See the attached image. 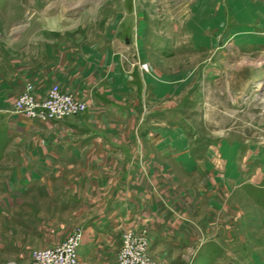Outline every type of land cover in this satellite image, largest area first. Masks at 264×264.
<instances>
[{
    "label": "rangeland",
    "instance_id": "1",
    "mask_svg": "<svg viewBox=\"0 0 264 264\" xmlns=\"http://www.w3.org/2000/svg\"><path fill=\"white\" fill-rule=\"evenodd\" d=\"M56 38L93 55L103 40L111 67L93 68V79L106 70L105 87L127 83L126 93L136 99L128 107L130 141L170 138L158 130L175 126L174 151L194 159L191 175L178 174L188 219L159 236L140 231L150 257L164 264H264V113L235 109L239 122L251 118L239 128L246 141L223 147L201 141L200 115L207 85L221 87L219 100L231 98L232 108L240 103L264 111V0H0V264H29L33 248L56 244L58 234L78 228H64L71 212L48 210L56 196L47 189L31 194L26 163L39 155L90 154L95 149L75 146L97 137L73 117L39 120L13 111L20 86L6 77L15 53L22 60L55 49ZM207 125L223 131L217 120ZM166 150L145 144L134 152Z\"/></svg>",
    "mask_w": 264,
    "mask_h": 264
},
{
    "label": "crops",
    "instance_id": "2",
    "mask_svg": "<svg viewBox=\"0 0 264 264\" xmlns=\"http://www.w3.org/2000/svg\"><path fill=\"white\" fill-rule=\"evenodd\" d=\"M51 42L56 43L55 49L44 48L34 56L25 55L22 60H17L15 53L14 58L12 57L15 63L9 66L10 71L6 73V77L16 81L18 79L20 87L17 89V85L15 86L16 95L23 86L21 81L29 79L35 84L36 93L41 96L49 85L48 79H51L61 89L83 100L85 109L68 118L73 117L71 121H79L87 126L90 133L97 138L79 141L78 144H84L76 145L75 148H93L95 151H90V154L82 151L83 155L72 156H36L26 163L25 179L27 185H30L28 188L31 194L40 193L43 196L47 189L50 196H56L53 208L48 210L60 212L62 215L72 213L70 223L64 228L66 231L74 226L81 229L77 248L78 264H113L114 251L119 244L122 230L142 232L145 229L150 236H159L172 227L174 221L184 222L188 219L186 186L183 187L185 184L180 182L178 174L185 172L191 175L194 159L191 156H178L174 151L177 141L175 136L171 137L176 134L175 126L172 129L168 126L158 130L162 134L172 133L170 138L130 141L132 130L127 124L132 116L128 107L136 99H130L126 93L127 83L118 88L105 87V80H108L105 76L106 70L102 71L99 79H93L96 76L93 68L111 67L106 59L108 49L105 51L103 40L101 53L94 55L87 47L65 43L59 38ZM99 57L100 65L97 63ZM221 90L219 86L210 85H207L206 91L202 88L204 99L201 102L200 115L201 141L217 140L223 147L228 145L227 142L234 145L238 140L246 141L239 128L250 123L251 118L247 115L248 121H243L242 118L239 122L238 119L242 116L235 109L240 111L247 108L249 115L253 112L263 115L264 111L242 106L240 103H234L232 108L231 98L223 102L219 100L218 94ZM0 117H4L1 112ZM212 119L223 125L222 133L218 132V127L215 129L207 125ZM249 136L254 137L252 134ZM145 144L167 150L163 155H154L153 152H147L143 156L136 155L135 148H142ZM206 147L209 145H205L204 149ZM170 149H173L172 154ZM203 158L204 156L202 160ZM45 163L49 166H43ZM183 180L186 181L185 176ZM188 206L190 211L191 193ZM176 211H184L185 214L178 215V218L175 216ZM65 235L64 230L58 234L56 241Z\"/></svg>",
    "mask_w": 264,
    "mask_h": 264
},
{
    "label": "built area",
    "instance_id": "3",
    "mask_svg": "<svg viewBox=\"0 0 264 264\" xmlns=\"http://www.w3.org/2000/svg\"><path fill=\"white\" fill-rule=\"evenodd\" d=\"M13 111L39 120L65 119L78 115L85 109V102L71 92L51 83L39 96L31 82L26 81L12 102ZM81 229L75 228L59 242L31 250L29 264H78L77 248ZM115 264H164L148 254L147 239L132 229L120 233Z\"/></svg>",
    "mask_w": 264,
    "mask_h": 264
}]
</instances>
